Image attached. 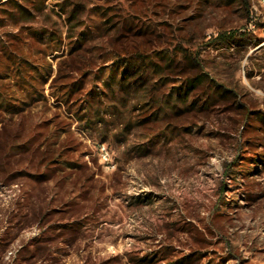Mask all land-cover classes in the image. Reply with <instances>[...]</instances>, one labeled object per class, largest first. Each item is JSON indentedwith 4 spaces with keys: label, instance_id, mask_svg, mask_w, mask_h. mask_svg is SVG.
I'll return each mask as SVG.
<instances>
[{
    "label": "rangeland",
    "instance_id": "374dc122",
    "mask_svg": "<svg viewBox=\"0 0 264 264\" xmlns=\"http://www.w3.org/2000/svg\"><path fill=\"white\" fill-rule=\"evenodd\" d=\"M0 89V264H264L258 0H0Z\"/></svg>",
    "mask_w": 264,
    "mask_h": 264
},
{
    "label": "trees",
    "instance_id": "16d2710c",
    "mask_svg": "<svg viewBox=\"0 0 264 264\" xmlns=\"http://www.w3.org/2000/svg\"><path fill=\"white\" fill-rule=\"evenodd\" d=\"M19 6L23 9L22 5H19ZM189 55H190V60L192 62H196L197 63L196 58L194 56H192V54H189ZM25 61L27 62V60H25ZM142 61H143V58H142V55H141V51H131L130 52V57H129L128 61L124 63L125 71L122 73V77L119 79V82L123 85V87H124V85H126V86L129 85L130 86L131 83H137L140 80L138 70L142 66ZM19 64H20V67L18 69L19 70V74L18 75L20 76V78L22 79V82H23V83H20V84H22V86H24V84H25L24 82L28 81L29 83L34 85L32 83V79H31L33 77L32 69H29L30 67L24 65V63L21 60H20ZM36 65L37 64L33 63L32 64V68H37ZM101 77H102V71H99L98 73L95 74V78L99 79ZM112 78L114 80L116 78V75L113 76ZM201 81H202V73H198V74L194 75L193 77H189L188 80H187V85L188 86H187V89H186L185 93H183V96L185 98H187L188 93L191 90L190 88L196 87L197 85H199V83H201ZM73 89L74 88H71L70 90L68 89L69 90L68 91L69 94L73 92ZM0 110H2L4 112H8L9 111V112L16 113V112H21L23 109H22V106L20 104H17L15 102L11 101L9 99V97H7L3 93V91H1V89H0ZM260 117L264 119V114H261ZM0 122L2 123V121H0ZM6 127L8 128L7 125H6ZM6 135H7V139L8 140H6L5 145L0 143L3 147L4 146H9L7 152H5L2 155L3 159H6L7 156H9L11 153L24 152L25 154L26 153L27 154H29V153L30 154L31 153L34 154L36 152L37 148L33 149V146H34V143L37 141V136L38 135L32 134L29 138H27V139H25L23 141H20V142H16L15 141V139L19 136V134H15L12 137L13 140L11 139V136L9 137L8 131L6 132ZM61 153L59 155H61ZM254 156H256V157H254ZM253 157L255 158V160L258 163H261V162L264 163V152H256V153H254ZM56 158L58 159L59 157H55L54 159H52L53 162L54 161H58ZM45 160H46V156L42 157L39 161H40V163H42V162H45ZM4 168L6 170V167H4ZM25 172L26 171H24V170H19V171H16V172L13 171L12 173L9 172L8 175H9V177L13 178L17 174H26ZM38 176L37 177L40 180H46V179H44L45 173L44 174L41 173ZM67 224L68 223H66L64 226H68ZM32 256H33V254H32ZM148 258H149V256H147V255L143 256V257H140L139 260H137L138 261L137 264H142L143 262H146L148 260ZM170 264H184V259L183 260L180 259V260L173 261Z\"/></svg>",
    "mask_w": 264,
    "mask_h": 264
},
{
    "label": "built area",
    "instance_id": "2783aa9c",
    "mask_svg": "<svg viewBox=\"0 0 264 264\" xmlns=\"http://www.w3.org/2000/svg\"><path fill=\"white\" fill-rule=\"evenodd\" d=\"M261 5H264V0H258ZM251 27L255 26V23L250 22L249 23Z\"/></svg>",
    "mask_w": 264,
    "mask_h": 264
}]
</instances>
